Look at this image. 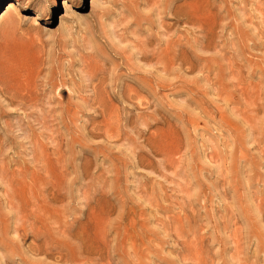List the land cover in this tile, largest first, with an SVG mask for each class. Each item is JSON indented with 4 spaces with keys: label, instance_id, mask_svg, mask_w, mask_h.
<instances>
[{
    "label": "rangeland",
    "instance_id": "1",
    "mask_svg": "<svg viewBox=\"0 0 264 264\" xmlns=\"http://www.w3.org/2000/svg\"><path fill=\"white\" fill-rule=\"evenodd\" d=\"M0 264H264V0H0Z\"/></svg>",
    "mask_w": 264,
    "mask_h": 264
},
{
    "label": "bare ground",
    "instance_id": "2",
    "mask_svg": "<svg viewBox=\"0 0 264 264\" xmlns=\"http://www.w3.org/2000/svg\"><path fill=\"white\" fill-rule=\"evenodd\" d=\"M167 67V66H166ZM168 69H169V67H168ZM37 213V212H36Z\"/></svg>",
    "mask_w": 264,
    "mask_h": 264
}]
</instances>
